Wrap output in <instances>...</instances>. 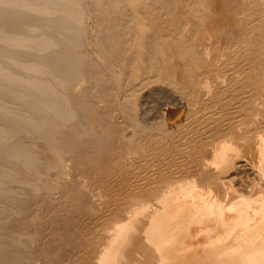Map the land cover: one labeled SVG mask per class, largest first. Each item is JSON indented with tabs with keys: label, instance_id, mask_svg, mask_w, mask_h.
Segmentation results:
<instances>
[{
	"label": "bare ground",
	"instance_id": "6f19581e",
	"mask_svg": "<svg viewBox=\"0 0 264 264\" xmlns=\"http://www.w3.org/2000/svg\"><path fill=\"white\" fill-rule=\"evenodd\" d=\"M0 264H264V0H0Z\"/></svg>",
	"mask_w": 264,
	"mask_h": 264
}]
</instances>
